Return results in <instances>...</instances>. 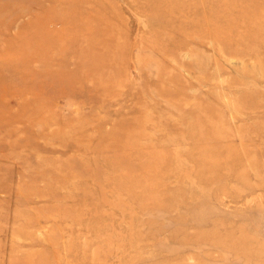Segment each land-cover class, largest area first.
I'll return each mask as SVG.
<instances>
[{
  "label": "rangeland",
  "instance_id": "rangeland-1",
  "mask_svg": "<svg viewBox=\"0 0 264 264\" xmlns=\"http://www.w3.org/2000/svg\"><path fill=\"white\" fill-rule=\"evenodd\" d=\"M0 264H264V0H0Z\"/></svg>",
  "mask_w": 264,
  "mask_h": 264
},
{
  "label": "bare ground",
  "instance_id": "bare-ground-1",
  "mask_svg": "<svg viewBox=\"0 0 264 264\" xmlns=\"http://www.w3.org/2000/svg\"><path fill=\"white\" fill-rule=\"evenodd\" d=\"M1 51V50H0Z\"/></svg>",
  "mask_w": 264,
  "mask_h": 264
}]
</instances>
